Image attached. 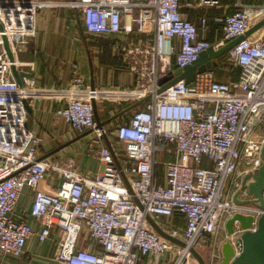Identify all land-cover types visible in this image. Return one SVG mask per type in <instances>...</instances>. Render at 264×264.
Segmentation results:
<instances>
[{
  "label": "built area",
  "instance_id": "obj_1",
  "mask_svg": "<svg viewBox=\"0 0 264 264\" xmlns=\"http://www.w3.org/2000/svg\"><path fill=\"white\" fill-rule=\"evenodd\" d=\"M52 4L0 0V264H6L7 256L21 257L33 234L26 220L12 216L25 186L33 190L29 216L40 226L39 239L45 240L53 227L62 229L53 256L61 264H141L144 258L165 256L161 264L194 263L190 248L206 264H217L224 241L233 248L232 258L239 255L245 230L235 221L228 234L226 221L235 214L251 216L252 227L247 229L253 231L264 215L259 199L242 189L261 164L264 145V26L245 36L264 18V0H235L232 12L215 15L213 22L222 35L214 42L204 37L208 17H199L196 24L183 10L217 8L222 0H66L63 4L78 13L88 34L146 35L125 50L136 82L125 88H95L84 83L74 64L70 89L41 91L24 86L21 78L18 84L11 67L19 66V53L36 34L38 10ZM240 36L243 39L226 52L239 70L237 78L221 79L212 69L196 74L189 84L182 79L157 93L159 77L190 65L210 46L218 49ZM42 94L61 102L54 110L56 119L74 132L93 133L88 151L100 163L94 177L85 176L72 161L38 156L42 139L26 125V101ZM147 95L127 121L111 130L96 122L92 101L117 105ZM104 136L122 145L121 153L112 147L120 169ZM157 152L173 159H156ZM48 175L62 181L52 191L41 190ZM260 196L264 199V190ZM146 214L155 222L181 217L182 231L166 232L185 245L163 238ZM83 227L102 253L77 248Z\"/></svg>",
  "mask_w": 264,
  "mask_h": 264
},
{
  "label": "crops",
  "instance_id": "obj_2",
  "mask_svg": "<svg viewBox=\"0 0 264 264\" xmlns=\"http://www.w3.org/2000/svg\"><path fill=\"white\" fill-rule=\"evenodd\" d=\"M54 4L38 10L36 16V34L30 43L18 55V74L22 84L41 91L68 90L71 88V67H79L84 83L92 87L125 88L136 82L135 75L129 69L125 50L137 39L147 38L144 34H88L82 27L78 13L64 5L66 0H51ZM253 2L254 0H243ZM235 0L222 2L220 7L213 9H187L184 16L197 24L198 18L209 19V30L204 37L214 42L222 35L220 26L213 22L215 15H224L233 11ZM218 63V59H217ZM232 78V77H231ZM131 103L112 106L109 101H95L99 121L105 129L111 130L122 120H128L131 112L117 117L111 122L105 121L116 115ZM61 105L56 96L42 94L26 101L27 118L30 128L39 134L42 142L37 154L62 163L72 161L77 170L87 177H94L100 171L98 159L88 151L93 133L86 131L77 133L69 125L54 116V110ZM82 135V136H81ZM116 152L122 151V145L116 139H108ZM105 143V141H104ZM158 175H162L158 167ZM162 178L160 177V180ZM57 175H48L40 183V189L52 191L61 183ZM33 203V190L25 186L20 193L18 205L13 212L16 219H24L33 231L26 240L21 257H5L6 264H61L54 260V251L61 237L62 229L53 227L50 235L41 241L37 235L40 231L38 222L29 216ZM157 224L166 232L176 229L181 232L184 220L177 214L170 219H160ZM168 233V232H166ZM77 248L88 247L100 254L101 247L88 240L86 228L83 227ZM166 257V256H165ZM162 258L147 257L141 264H161ZM1 259V255H0Z\"/></svg>",
  "mask_w": 264,
  "mask_h": 264
},
{
  "label": "water",
  "instance_id": "obj_3",
  "mask_svg": "<svg viewBox=\"0 0 264 264\" xmlns=\"http://www.w3.org/2000/svg\"><path fill=\"white\" fill-rule=\"evenodd\" d=\"M264 26V18L258 21L255 25L250 27L246 33L245 36L252 34L254 31H256L258 28ZM244 36L237 37L229 42H227L225 45L218 49H214L212 46L204 50L200 53L198 59L191 63L190 65L184 66L183 68H177L171 72H168L157 80L158 83V90L157 93H160L167 89L168 87L172 86L174 83H176L179 80H184L186 84H189L193 82L196 74L205 72L207 70H212L217 66V59L226 53L228 49H230L232 46H234L237 42H239L241 39H243ZM4 48L6 50V53L8 55V58L10 61H13L12 53L8 47L7 40L4 38ZM13 76L18 84H21L20 77L17 71V68L12 65L11 67ZM149 95L143 97L142 99L131 103L121 111H119L116 115L108 118L105 123L111 122L117 117L122 116L125 113L130 112L131 110L135 109L137 106H139L141 103L149 99ZM92 106L94 110V116L95 120L98 123L99 127L103 126V123L99 121V118L97 116L96 112V105L95 101H92ZM85 135V133H84ZM82 136V135H81ZM104 141L107 147L109 148L111 155L115 161V164L118 169L121 168L120 163L116 157V154L111 146V143L109 142L107 136H104ZM262 162L259 165L256 173L251 176L252 181L248 183L247 185H244L242 189H246L249 194H252L256 198L259 199L261 206L264 208V199L261 198L260 194L261 191L264 190V145L262 147ZM47 157V156H46ZM43 158V157H41ZM123 180L124 183L129 190V192L132 194V190L130 188L129 182L124 174ZM249 177V176H248ZM135 203L139 206L140 209H142V206L138 202L136 198H133ZM234 201L238 202L237 198L234 197ZM146 219L151 225V227L159 233L163 238L166 240L178 244L179 246L183 247L185 244L183 241L173 237L172 235L166 233L153 219L150 215L146 214ZM237 221L241 228H243L245 231L241 234V252L236 257H233V248L229 241H224L221 243L220 251H221V260L217 264H264V215L260 216L257 219L256 228L253 231H250L247 228L252 227V217L251 216H244L241 214H235L232 218L228 219L225 223V229L227 233H231L233 230V224ZM190 252L193 255V257L196 259L198 264H206L203 257L200 255V253L195 250L194 248H190Z\"/></svg>",
  "mask_w": 264,
  "mask_h": 264
},
{
  "label": "rangeland",
  "instance_id": "obj_4",
  "mask_svg": "<svg viewBox=\"0 0 264 264\" xmlns=\"http://www.w3.org/2000/svg\"><path fill=\"white\" fill-rule=\"evenodd\" d=\"M218 65L219 66L216 67V69H217L216 71H219V73H221V75L218 73L221 76V79H226V78H230V77L233 78V75L236 73L234 71V69H236V68L233 67L230 64V62L227 60L226 53H224L223 55H221L218 58ZM217 77H219V76L217 75ZM111 105L114 106L113 103H111ZM26 125H27L28 128H30V123H29L28 118H27ZM167 148H169V147H167ZM156 159H159V160H162V161L166 162V161L172 160L173 157H170V155H167L166 153L163 154L162 152H157ZM221 235H222V230H220V236L219 237H221ZM210 248L211 249H216V245L211 246ZM205 252L206 251L203 250V253H205ZM195 262L193 263V262H191V260H189V262L188 263H185V264H198L197 261H196V259H195Z\"/></svg>",
  "mask_w": 264,
  "mask_h": 264
},
{
  "label": "trees",
  "instance_id": "obj_5",
  "mask_svg": "<svg viewBox=\"0 0 264 264\" xmlns=\"http://www.w3.org/2000/svg\"><path fill=\"white\" fill-rule=\"evenodd\" d=\"M224 1H226V2H230L231 0H222V2H224ZM217 66H219L218 63H217ZM217 66H216V67H217ZM216 67L214 68V71H215V73L221 78V76H220L221 73H219V71H216V70H217ZM234 71H235L236 73L233 75V78H237L238 73H239V70L236 68V69H234ZM218 73H219L220 75H219ZM159 168H160V167H159Z\"/></svg>",
  "mask_w": 264,
  "mask_h": 264
}]
</instances>
